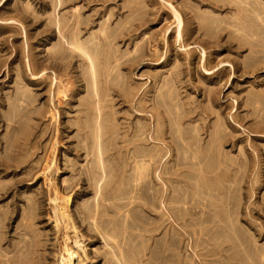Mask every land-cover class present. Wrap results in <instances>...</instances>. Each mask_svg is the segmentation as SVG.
Listing matches in <instances>:
<instances>
[{
  "label": "rangeland",
  "instance_id": "374dc122",
  "mask_svg": "<svg viewBox=\"0 0 264 264\" xmlns=\"http://www.w3.org/2000/svg\"><path fill=\"white\" fill-rule=\"evenodd\" d=\"M87 1L0 0V264H264V0Z\"/></svg>",
  "mask_w": 264,
  "mask_h": 264
},
{
  "label": "bare ground",
  "instance_id": "6f19581e",
  "mask_svg": "<svg viewBox=\"0 0 264 264\" xmlns=\"http://www.w3.org/2000/svg\"><path fill=\"white\" fill-rule=\"evenodd\" d=\"M258 1V0H257ZM87 2H89V0L87 1ZM91 2V1H90ZM208 2H209V0H208ZM224 2V1H223ZM212 3V2H211ZM129 5V4H128ZM140 5V4H139ZM139 5H137V6H139ZM211 5V4H210ZM216 5V4H215ZM231 5V4H230ZM217 6H219V4L217 5ZM190 7H192V6H190ZM141 9H144V8H141ZM264 9V8H263ZM238 12H241L242 13V15H243V13H248V15H249V17H251V16H253V15H255L257 12H258V6H257V2H256V0H253L252 2H250V0H249V2H245V5H240L239 7H238ZM237 12V11H236ZM240 13V14H241ZM195 14V13H194ZM234 14V13H233ZM237 14V13H236ZM199 17V16H198ZM245 18V17H244ZM239 19V18H238ZM243 20V19H242ZM241 23H246V22H240V25H241ZM133 24V23H132ZM237 24H239V23H237ZM202 25H204V24H202ZM206 26V25H205ZM243 26H246V24L245 25H243ZM180 27V26H179ZM203 28V27H202ZM78 29V28H77ZM225 29V28H224ZM180 30V29H179ZM206 30V29H205ZM61 31V30H60ZM59 31V32H60ZM109 31V30H108ZM123 31V30H122ZM226 31V30H225ZM179 32V31H178ZM60 34V33H59ZM80 34V33H79ZM179 34V33H178ZM61 35H62V33H61ZM106 35H107V33H106ZM247 36H249V35H247ZM253 36V35H252ZM252 36H251V38H252ZM108 37V36H107ZM178 37H180V34L178 35ZM250 37V36H249ZM62 38V37H61ZM70 38V37H69ZM74 38H76V39H78L79 38V35H77V36H74ZM98 38V37H97ZM247 38V37H246ZM254 38V37H253ZM252 38V39H253ZM73 39V38H72ZM104 39H105V37H104ZM65 40H68V39H65ZM105 40H107V38L105 39ZM232 40V39H231ZM69 41V40H68ZM98 41H100V40H98ZM72 43H74V41L72 42ZM81 43V42H80ZM68 44V43H67ZM242 44V43H241ZM72 46H74V44H71ZM239 45V44H238ZM68 46V45H67ZM77 46H78V48H79V50H81L80 51V53L81 52H83L85 55H86V57H87V59H88V64H89V67H90V70H91V74H92V85H93V88H94V90H95V92L97 91V85H98V77H97V71H96V65H95V61H94V58L92 57V55L88 52V51H86L85 49H83V48H81L79 45H77V43H76V48H77ZM70 47V46H69ZM71 49L73 48V47H70ZM74 48H75V46H74ZM252 49V48H251ZM250 49V50H251ZM78 50V51H79ZM71 52V51H70ZM73 53V52H72ZM108 54V53H107ZM252 54H255V53H252ZM75 55V54H74ZM157 55V54H156ZM83 56V55H82ZM127 56V55H126ZM125 56V57H126ZM116 57H118V56H116ZM61 59V58H60ZM66 59V58H65ZM64 59V60H65ZM114 61H116V60H114ZM262 63V62H261ZM87 64V65H88ZM86 65V66H87ZM244 66H246V64L244 65ZM179 67V66H178ZM104 68V67H103ZM107 68V67H106ZM246 69V68H245ZM251 69H249L248 68V71H250ZM99 71V70H98ZM247 71V69L245 70V72ZM252 71V70H251ZM250 71V72H251ZM103 73V72H102ZM246 74V73H245ZM176 76H177V74H176ZM113 81V80H112ZM164 81V80H163ZM124 84V83H123ZM169 84V83H168ZM108 87H110V86H108ZM116 88V87H115ZM118 88V87H117ZM172 88V87H171ZM26 89V88H25ZM24 90V89H23ZM109 90V89H108ZM116 90V89H115ZM119 90V89H118ZM160 90V89H159ZM110 92V91H109ZM94 93V92H93ZM259 94V93H258ZM110 95V94H109ZM108 95V96H109ZM118 95V94H117ZM253 95H254V93H253ZM256 95V94H255ZM260 95V94H259ZM96 96H97V94H96ZM105 96V95H104ZM8 97V96H7ZM258 97V96H257ZM104 98V97H103ZM264 98V97H263ZM113 99H115V98H113ZM262 99V98H261ZM145 102V101H144ZM113 103V102H112ZM29 104V103H28ZM187 104V103H186ZM89 105V104H88ZM101 105V104H100ZM155 106V105H154ZM168 106V105H167ZM170 106V105H169ZM155 107H157V106H155ZM89 108V107H88ZM101 108L102 107H100V108H98V110H99V112H100V114H101ZM105 108H106V106H105ZM158 108V107H157ZM207 108H209V107H207ZM145 109V108H144ZM210 109V108H209ZM196 110V109H195ZM97 111V110H96ZM145 111V110H144ZM108 112V111H107ZM111 112V111H110ZM190 112V111H189ZM212 112V111H211ZM157 114V113H156ZM155 114V115H156ZM199 114V113H198ZM113 115V114H112ZM157 116V115H156ZM158 116H159V114H158ZM54 117V116H53ZM97 117V116H96ZM100 117V116H99ZM107 117V116H106ZM154 117V116H153ZM219 117V116H218ZM112 118V117H111ZM155 118V117H154ZM246 118V117H245ZM97 119H98V117H97ZM97 119H96V121H97ZM219 119V118H218ZM158 118H156V123H155V126H153L154 127V131H153V129H152V131L154 132L151 136L150 135H146V136H149L150 138H151V141H152V143H160L161 141H162V143H163V138H161L160 137V135H159V129H158ZM98 122V121H97ZM256 122V121H255ZM104 123V122H103ZM262 123V122H261ZM101 124V123H100ZM108 124V123H107ZM106 124V125H107ZM110 124V123H109ZM257 124H258V122H257ZM98 125V124H97ZM99 126V125H98ZM100 127L102 128V126L100 125ZM153 127H151V128H153ZM163 127V126H162ZM101 128H100V130H101ZM106 128V127H105ZM99 129V128H98ZM104 129V128H103ZM135 129V128H134ZM96 130H97V128H96ZM151 130V129H150ZM150 130H149V133H150ZM97 133H99V132H97ZM96 133V134H97ZM101 133V132H100ZM99 133V134H100ZM112 134V133H111ZM146 134V133H145ZM98 135V134H97ZM101 136H102V134H100ZM113 136V135H112ZM98 138H100L101 139V137H98ZM106 138V137H105ZM132 138H133V136H132ZM145 138V137H144ZM146 139H148V137H146ZM145 139V140H146ZM110 140V139H109ZM124 140V139H123ZM137 140V139H136ZM150 140V139H149ZM125 141V140H124ZM127 141V140H126ZM146 144L147 143H149V142H145ZM160 144H158V146H159ZM124 146V145H123ZM134 146V145H133ZM156 146H157V144L155 145V148H156ZM157 146V147H158ZM163 146V145H162ZM164 147V146H163ZM166 147V146H165ZM164 147V148H165ZM98 148H99V146H98ZM135 148V147H134ZM95 149V148H94ZM137 149V148H136ZM136 149H134V150H136ZM99 150H100V148H99ZM121 151V150H120ZM99 152H101V151H99ZM110 153V152H109ZM133 153H137V151H134ZM100 154V153H99ZM103 154H101L100 156L101 157H103L102 156ZM129 155V154H128ZM137 155V154H136ZM136 155H134V157L136 156ZM158 155V150H155V151H149V152H142V153H140L139 155H137L136 157H145V156H157ZM131 160V159H130ZM104 166V165H103ZM103 168H105V167H103ZM103 179V178H102ZM101 179V180H102ZM99 182V181H98ZM94 183V182H93ZM96 184V183H95ZM105 184V183H104ZM120 184V183H119ZM98 185V184H97ZM99 186V185H98ZM102 187H105V186H102ZM95 189V188H94ZM101 189V188H100ZM118 192V191H117ZM173 195V194H172ZM122 197V196H121ZM66 253H67V251H66ZM70 253V252H69ZM68 253V254H69ZM70 264H78L77 262H76V260H75V256H73V255H70ZM66 259H68V257L66 258ZM21 260V259H20ZM79 262V261H78Z\"/></svg>",
  "mask_w": 264,
  "mask_h": 264
}]
</instances>
